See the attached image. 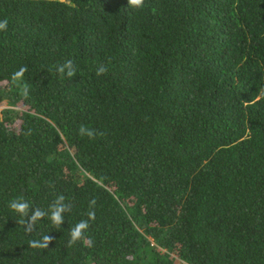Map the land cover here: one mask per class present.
<instances>
[{"label": "trees", "instance_id": "1", "mask_svg": "<svg viewBox=\"0 0 264 264\" xmlns=\"http://www.w3.org/2000/svg\"><path fill=\"white\" fill-rule=\"evenodd\" d=\"M3 21L0 264H264V0H0ZM59 196L61 226L31 220Z\"/></svg>", "mask_w": 264, "mask_h": 264}, {"label": "clouds", "instance_id": "2", "mask_svg": "<svg viewBox=\"0 0 264 264\" xmlns=\"http://www.w3.org/2000/svg\"><path fill=\"white\" fill-rule=\"evenodd\" d=\"M135 3H139L140 0H134ZM7 28V21L0 22V30H4ZM59 73L64 74L68 77H72L76 69L74 68L71 61H67L62 65H59L56 69ZM105 69L103 67L98 69V74H103ZM88 135H92L91 132ZM64 197L59 196L55 200V202L50 206L47 212L37 209L31 216V220L33 222L39 220L44 216H48L50 222L55 226H61L64 223V213L66 211V207L64 204ZM11 209H13L16 213L24 215L29 209V204L26 201L14 200L10 203ZM94 213H89V218H92ZM89 227L87 221H81L77 223L71 229V236L73 239L79 238L82 233ZM51 242V237L45 235L41 241H31L32 248H47L48 244Z\"/></svg>", "mask_w": 264, "mask_h": 264}, {"label": "rangeland", "instance_id": "3", "mask_svg": "<svg viewBox=\"0 0 264 264\" xmlns=\"http://www.w3.org/2000/svg\"><path fill=\"white\" fill-rule=\"evenodd\" d=\"M5 108H7L6 103H5V102L0 103V112H1L3 109H5Z\"/></svg>", "mask_w": 264, "mask_h": 264}]
</instances>
